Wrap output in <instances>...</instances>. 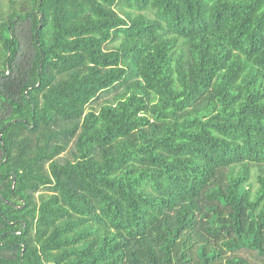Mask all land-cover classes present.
Here are the masks:
<instances>
[{"label": "trees", "instance_id": "1", "mask_svg": "<svg viewBox=\"0 0 264 264\" xmlns=\"http://www.w3.org/2000/svg\"><path fill=\"white\" fill-rule=\"evenodd\" d=\"M0 264H264V0H0Z\"/></svg>", "mask_w": 264, "mask_h": 264}]
</instances>
